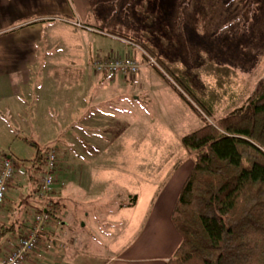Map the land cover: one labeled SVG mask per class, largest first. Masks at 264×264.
<instances>
[{
    "label": "rangeland",
    "instance_id": "374dc122",
    "mask_svg": "<svg viewBox=\"0 0 264 264\" xmlns=\"http://www.w3.org/2000/svg\"><path fill=\"white\" fill-rule=\"evenodd\" d=\"M125 1L76 3L89 17L84 24L93 26V33L81 39L84 51L77 53L78 58L64 35L62 45L54 50L62 56L50 60L52 69L65 65L75 75H32V87L20 93L26 100L21 116L4 115L17 139H5L10 146L0 154L10 157L22 179L8 187L4 207L7 204L9 218L18 226H25L27 217L37 214L44 203L37 193L41 174L33 162L38 151L45 156L48 150L56 149L63 166L70 159L96 153V157L80 158L90 167V160L97 159L95 169L99 170L89 178L87 173H76L73 186L65 189L72 195L68 204L58 200L60 208L71 215L69 229L77 237L68 241L66 250L75 247L78 239L85 245L74 264H100L138 244L155 213L166 206L161 201L171 194L172 182L192 165L191 157L180 149V141L200 129L202 121L169 85H175L197 108L186 81L176 77L178 70L199 96L200 91L216 86L215 80L203 73L208 70H203L204 64L224 67L234 74L230 94L216 107L214 118L207 119L209 123L264 92V0H145L147 6H142L144 0H132L127 10ZM88 49L92 52L90 64ZM108 55L131 58L139 65L137 73L116 75L121 85L115 82L114 91L108 93L114 103L102 100L100 107L95 102L78 109L80 89L85 87L93 97L99 84L108 85L99 80L107 76L92 68V61ZM77 73L84 74L81 80ZM92 75L95 83L89 80ZM39 86L43 89L38 93ZM72 111L73 116L66 121L62 114ZM63 187L64 183L57 181L51 196ZM135 196L136 204L127 207ZM13 234L18 235L17 231ZM13 234L1 238L2 247Z\"/></svg>",
    "mask_w": 264,
    "mask_h": 264
},
{
    "label": "trees",
    "instance_id": "16d2710c",
    "mask_svg": "<svg viewBox=\"0 0 264 264\" xmlns=\"http://www.w3.org/2000/svg\"><path fill=\"white\" fill-rule=\"evenodd\" d=\"M204 65L203 70H208L203 73L216 86L200 91V96L180 70L176 75L186 81L197 108L169 82L202 127L180 141L192 165L171 212L180 243L166 264H264V92L209 123L207 119L214 118L216 107L230 94L234 74L224 67ZM33 162L42 175L45 156L38 151ZM135 200L132 197L127 207L134 206ZM53 202L56 208L58 203ZM20 229L4 227L0 240L3 233Z\"/></svg>",
    "mask_w": 264,
    "mask_h": 264
},
{
    "label": "crops",
    "instance_id": "0c3cea01",
    "mask_svg": "<svg viewBox=\"0 0 264 264\" xmlns=\"http://www.w3.org/2000/svg\"><path fill=\"white\" fill-rule=\"evenodd\" d=\"M79 1L80 0H0V150H4L6 147L10 146V144L5 143V139L9 140L14 136L15 139H17L16 134H14L15 132L10 128V124H8L9 122H6L4 115H8L9 118L11 116H13V118L21 116L20 111L26 108V100L20 93L26 91L29 86L32 87L33 83L30 82L32 75L44 76L48 72L49 75L54 72L56 77L62 76L64 78H68L69 74L71 76L75 75L69 73L65 65L57 69H52V62H50V60L53 56H56V58L62 56L61 52L54 50L62 45L64 35H67V39L71 44V53H73L75 58H78L77 53L84 51L81 39L85 34L93 33V26L84 24V21H86L84 20L85 18H87V21L90 20H88L89 17H86V13L85 15L83 14L84 10L82 9V11L81 8L77 6L76 3L79 4ZM131 2L132 0L125 1V10L131 5ZM148 3L149 2L144 0L142 6H147ZM124 9H122V11ZM69 36L71 37L70 39ZM114 39L127 46L130 45L123 42L121 39ZM91 56L92 52L88 49L89 64ZM77 75L80 77L79 80L84 76V74L78 73ZM92 76L93 77L89 78V80L95 83L96 81L93 79L94 75ZM118 76L122 77V75ZM118 76L99 79L108 82V85L101 86L99 84V92L97 95L93 93V97H90L85 87L80 89L77 98L78 109H85L89 107V104H95V102L97 106L100 107L99 104L102 100L114 103L115 99L108 93L114 91L113 85L115 82L120 84L119 80H116ZM5 86L7 87L6 90ZM42 89L43 87L39 86L36 88V91L39 93ZM116 103L118 102L116 101ZM73 114L72 111L62 115L67 121ZM95 154L96 153L91 152L83 156L96 157ZM80 157L70 159L68 165L63 166L60 155H58V165L55 175L57 181L64 183V187L62 189L60 188L61 190L59 189V191L56 190L54 195H52V199H54L56 203H59L58 200H63L66 205L68 204L67 199H71L72 195L65 189L68 185L73 183L76 173L79 172L83 175L87 173V178H89L92 177V172H97L99 170L95 169L98 166L97 159L93 158L90 160V167L87 162H81ZM2 158L6 157L0 154V169ZM8 159H10V157H8ZM62 166L65 168H61ZM190 169L191 166L189 164V168L186 169V172L180 174V176L172 182L171 194L161 201L166 204V206L160 209V212L155 213L154 218L147 225L146 231L142 234L140 242L125 249L124 254L120 253L108 256L100 264H166L180 243V237L174 229L170 217L179 190L189 174ZM17 179L18 180H15L11 185L20 184L22 179ZM60 194L64 197H58ZM136 202L137 199L135 200V204ZM12 203L16 206V201ZM6 207L7 204L5 207L3 204L0 208V230H3L4 227H12L14 230L20 229V226L15 224L16 220H11L9 218L11 212L8 209L6 210ZM42 207L43 204L36 213H38ZM56 208L52 222L44 227L39 245L33 253L27 256L24 264H74L77 258H81L80 253L84 252L85 245L82 246L79 239L75 247H70L67 250L59 248L61 242L74 240L77 237L72 235L69 229V219L71 215L65 209L60 208L59 204ZM16 209L19 210L18 206H16ZM63 212L66 214H63ZM32 219V215L27 217V223L18 230V235L13 234V232H8V234H13V239L6 242L3 247L0 244V264L10 250L17 244L20 237L27 232ZM3 234L1 238L6 235V233ZM89 263L93 264L92 261H89Z\"/></svg>",
    "mask_w": 264,
    "mask_h": 264
},
{
    "label": "built area",
    "instance_id": "2783aa9c",
    "mask_svg": "<svg viewBox=\"0 0 264 264\" xmlns=\"http://www.w3.org/2000/svg\"><path fill=\"white\" fill-rule=\"evenodd\" d=\"M138 63L131 58H121L108 55L92 61L94 71L103 76L114 77L118 74L127 76L134 75L138 71ZM58 165V151L50 149L46 152L44 169L38 181V195L40 199H44L43 207L33 216L30 227L24 237L19 239L17 244L1 261V264H24L28 255L33 253L40 243L41 235L44 227L52 222L54 214V202L51 196L57 178L55 175ZM14 164L8 158L1 159L0 169V208L4 204L7 189L11 184L18 180ZM15 185V184H14ZM70 243L63 241L59 244V248L66 249Z\"/></svg>",
    "mask_w": 264,
    "mask_h": 264
}]
</instances>
